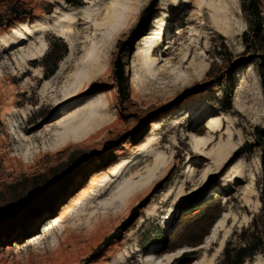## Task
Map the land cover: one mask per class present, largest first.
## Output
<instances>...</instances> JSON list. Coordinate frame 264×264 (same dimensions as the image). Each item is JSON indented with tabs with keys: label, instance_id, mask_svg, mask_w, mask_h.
<instances>
[{
	"label": "rangeland",
	"instance_id": "1",
	"mask_svg": "<svg viewBox=\"0 0 264 264\" xmlns=\"http://www.w3.org/2000/svg\"><path fill=\"white\" fill-rule=\"evenodd\" d=\"M112 1L82 0L77 6L66 0H0V264H145L154 254L160 261L170 253H177L170 264H206L205 258L225 264V247L244 244L242 230L262 208L258 183L264 163V97L257 65L264 55V40L250 38L241 0L230 15L234 30L240 33L233 39L216 32L208 0L201 6L199 0H141L135 23L110 49V71L96 82L100 88L66 103L64 87L86 52L88 37L95 39L96 18L106 16ZM260 2L264 24V0ZM88 6L91 18L74 26L69 39L58 37L57 26H51L42 35L22 32L25 41L12 50L3 43V39L11 43L16 36L11 30L19 21H40L57 8L67 11ZM164 6L171 8V31L155 51L160 65L156 76L149 78L140 54ZM23 11L29 15L14 16L13 12ZM41 40L47 44L45 54L35 64L26 65L22 56ZM186 48L188 60L183 59ZM117 59L126 64L129 80L122 94L114 74ZM67 60L63 75L42 98L46 81ZM205 63L209 64L205 74L185 87L172 73L173 69L200 71ZM34 69L40 77L34 76ZM100 95L113 102V121L103 135L59 151L43 149L44 140H50L49 131L67 111L83 109ZM58 100L62 104L56 109ZM208 105L212 110L207 113ZM190 109L192 116L186 115ZM23 110L29 112V120ZM217 118L224 120L223 132L215 135L216 142L208 150L220 139L227 142L228 131L241 145L228 164L204 180L211 161L193 153L190 134L208 138ZM177 119L181 126H176ZM156 122L162 123L157 144L151 148V157L140 160L138 170L145 171L156 154L162 153L169 162L165 175L123 216L111 213L97 222L95 216L85 215L74 227L73 220L90 202L86 199L75 206L76 199L90 189L94 177H102L121 162L116 156L119 150L142 145ZM30 148L38 152L25 159ZM241 158L243 174L235 178L232 168ZM126 177L114 183L102 200L110 198ZM99 203L89 205V211L101 208ZM62 216L64 230L58 223ZM224 219L219 239L231 233L215 256L219 239H209ZM244 264H264V254L257 252Z\"/></svg>",
	"mask_w": 264,
	"mask_h": 264
},
{
	"label": "bare ground",
	"instance_id": "2",
	"mask_svg": "<svg viewBox=\"0 0 264 264\" xmlns=\"http://www.w3.org/2000/svg\"><path fill=\"white\" fill-rule=\"evenodd\" d=\"M200 6L206 3V0H199ZM207 6L212 10V23L216 28V32L226 38L233 39L235 35L240 34L234 30V25L231 22L230 15H233L234 8L238 9L237 0H208ZM141 0H113L110 5L107 6L106 16L102 19H97L94 23L95 33L94 37L90 35L88 37V46H86L85 54L82 57L76 72L72 75V80L68 81V85L65 86L63 91V101L70 103L73 98L81 97L84 94L97 91L99 86L96 82L107 75L110 71L111 59L110 49L115 44L117 38L131 28L133 23L138 17L141 11ZM92 10L90 6L84 8H73L71 10H63L57 8L54 13L46 15L40 21L25 19L19 21L11 31L16 34L12 38L11 43L9 39H3V43L10 47V50L14 49L17 44L25 41L24 31L29 35H34L48 31L51 26H57V36L63 39H69V36L73 34V28L83 20H89L92 16ZM161 12V13H160ZM200 15V11H197ZM98 16V14L96 15ZM171 8L164 6L157 12L153 31L150 37L146 40L145 46L140 54L141 61L143 62V70L150 77H155L159 69V58L156 56L155 51L166 40L168 33L171 31ZM32 26V27H31ZM38 28V29H37ZM170 34V33H169ZM18 35V36H17ZM100 36V39L98 37ZM197 36V35H194ZM47 50V44L41 40L40 45H33L24 56L22 61L26 65L35 64V62L42 57ZM74 51V50H73ZM184 60H188L189 48L183 49ZM68 60L61 62L60 69L55 77L51 81H46L44 87V93L42 98H46L47 89L58 81L67 68ZM209 64L202 65L200 71L195 72H177V69H173L172 73L177 74V80L181 81L185 86L192 83L195 77H201L208 70ZM27 73V72H26ZM41 73L38 69H34V76L40 77ZM259 94H261L260 87H257ZM262 98V96H261ZM61 100L57 101L56 109L61 105ZM113 102L105 95H100L96 101L90 102L85 108L78 111H67V115H63L62 120L58 123L57 127L51 129L50 140L47 142L44 140V150L59 151L72 144H81L85 142H92L99 138L107 131V126L113 121L110 116ZM205 112L212 110V105L207 106ZM242 108V107H241ZM40 109V107H39ZM70 110V109H69ZM194 110L190 109L186 115L192 116ZM207 112V113H208ZM194 113V112H193ZM9 114V113H8ZM23 117L25 120H29V112L23 110ZM194 115V114H193ZM19 121V120H18ZM183 123L180 119L176 120V126H181ZM224 120L217 118L214 120L210 127V136L208 138L200 137L196 132L190 134L193 153L204 157L210 162L209 169L204 174L203 179L207 180L213 173L214 169L220 168L229 163V160L234 152H236L241 142H236L234 135L231 131H228L229 139L227 142L220 141L214 145L211 150H208L215 142V135L223 132ZM162 129V123L156 122L153 125L152 132L149 134L144 143L138 147H133L129 151L119 150L116 156L121 159V162L110 168L109 171L102 177H94L90 183V189L84 191L78 199H76L75 206L86 199L90 202L84 207V209L77 215L72 223L73 226H77V222L82 221V216L94 217L99 222L113 213L114 216L125 214L129 209L136 205L139 198L145 195L152 187L158 183L165 175V171L169 167V162L166 156L162 153H157L154 159V163L147 167L145 171L138 170L141 165V159L143 157H151V148L157 144V134ZM46 136V135H45ZM44 136V137H45ZM38 151H32L28 149L24 158L29 159L34 156ZM191 161V158H188ZM28 161V160H27ZM140 161V163H138ZM189 161V162H190ZM244 158H241L237 163L233 165L232 171L235 178L243 174ZM132 166L131 170L129 168ZM193 167H190L192 171ZM136 171V172H135ZM128 173L129 176L126 177ZM126 177L110 195V198L103 201L111 190L114 183ZM242 177V176H241ZM256 177H252V186L254 187ZM96 202H100L101 208L92 207L89 211L88 206H94ZM260 204V203H259ZM66 214H70L69 210H66ZM123 216V215H122ZM229 218V215H227ZM88 218V220L90 219ZM65 217H60L58 220L59 226L64 230ZM227 219L222 220L213 231L212 237L209 241H217L219 239V232L224 227ZM99 224L97 228H99ZM68 230H65V233ZM70 232V231H69ZM231 231H227L222 239H219L220 246L216 251L217 256L225 247L226 241L230 236ZM214 256V258H215ZM152 257V261H147L145 264H170L176 257L177 253L167 254L162 260L155 259V254ZM204 263L214 264V260L205 258ZM200 264V263H198Z\"/></svg>",
	"mask_w": 264,
	"mask_h": 264
},
{
	"label": "trees",
	"instance_id": "3",
	"mask_svg": "<svg viewBox=\"0 0 264 264\" xmlns=\"http://www.w3.org/2000/svg\"><path fill=\"white\" fill-rule=\"evenodd\" d=\"M67 2L81 6L82 0H66ZM242 1V10L246 16L247 24L251 30V39L254 40H264V28H263V17H262V5L260 0H241ZM15 17H21L23 15H29L28 12H13ZM244 36L247 37L248 34L244 33ZM245 43H249L250 40L248 38L244 39ZM125 66L122 60L117 59L115 62V79L117 82V86L120 94L123 93V90L128 88L129 80L125 74ZM258 73L261 81V87L264 97V55L259 58L258 62ZM57 69V64H55L54 71ZM259 135L262 134L260 130H258ZM259 191H260V201L262 204V208L257 215L253 216L251 224L242 230L243 236H241L244 240V244L239 247L234 246L230 248V244L228 243L225 247V264H244L245 260L251 258L257 252H261L264 254V163L262 168V176L258 183ZM143 201H141L137 207L142 205ZM35 208L33 207V210ZM135 210V209H134ZM35 211V210H34Z\"/></svg>",
	"mask_w": 264,
	"mask_h": 264
}]
</instances>
